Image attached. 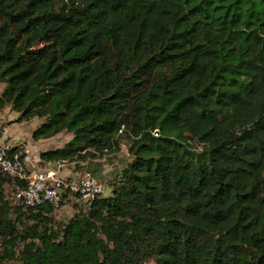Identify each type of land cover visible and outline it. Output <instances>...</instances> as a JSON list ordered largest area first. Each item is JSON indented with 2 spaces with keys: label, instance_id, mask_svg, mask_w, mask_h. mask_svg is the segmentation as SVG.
Returning a JSON list of instances; mask_svg holds the SVG:
<instances>
[{
  "label": "trees",
  "instance_id": "obj_1",
  "mask_svg": "<svg viewBox=\"0 0 264 264\" xmlns=\"http://www.w3.org/2000/svg\"><path fill=\"white\" fill-rule=\"evenodd\" d=\"M4 110L129 159L62 219L0 173V264H264V0H0Z\"/></svg>",
  "mask_w": 264,
  "mask_h": 264
},
{
  "label": "built area",
  "instance_id": "obj_2",
  "mask_svg": "<svg viewBox=\"0 0 264 264\" xmlns=\"http://www.w3.org/2000/svg\"><path fill=\"white\" fill-rule=\"evenodd\" d=\"M9 135L8 128L0 126V173L26 182L15 188L13 200L29 207L49 203L58 208L65 194H75L83 202L103 195V185L89 172H74L65 161L42 163L39 154L53 149L48 141L37 146ZM42 144L46 148L40 149Z\"/></svg>",
  "mask_w": 264,
  "mask_h": 264
},
{
  "label": "rangeland",
  "instance_id": "obj_3",
  "mask_svg": "<svg viewBox=\"0 0 264 264\" xmlns=\"http://www.w3.org/2000/svg\"><path fill=\"white\" fill-rule=\"evenodd\" d=\"M17 114L10 112L9 110H4L0 112V126L9 127L8 131L10 133L9 137L16 136L17 130L21 131L20 135L23 141L29 142L30 132L28 130H34L37 128L41 120L32 119L28 123H16L15 119ZM25 128V129H23ZM71 136L67 134H60L57 137L48 141V145L52 144V148H59L63 146ZM119 146L118 149L115 148L110 153H104L102 156L95 154L94 157L90 158L87 162L79 165L80 169L77 170L73 163H69V167L74 169V172L81 173L83 171L89 172L97 181H99L104 187L103 195L109 192L107 182L113 178L114 174L117 173L124 165V163L129 159L127 156V146L126 140L118 139ZM40 149L46 148V145H41ZM79 171V172H78ZM72 213V208L70 204H66L59 207L56 212L58 219H62L69 216Z\"/></svg>",
  "mask_w": 264,
  "mask_h": 264
},
{
  "label": "crops",
  "instance_id": "obj_4",
  "mask_svg": "<svg viewBox=\"0 0 264 264\" xmlns=\"http://www.w3.org/2000/svg\"><path fill=\"white\" fill-rule=\"evenodd\" d=\"M9 128V127H8ZM23 129H25V128H23ZM18 132H17V134H16V136H12V137H9L10 139L11 138H21V135H20V133H21V131H19V130H17ZM29 132H30V136H31V133H32V131L33 130H28ZM30 138L31 137H29V140H30ZM39 143H43V142H39ZM39 143H35L34 145H37V144H39ZM43 145V144H42Z\"/></svg>",
  "mask_w": 264,
  "mask_h": 264
}]
</instances>
